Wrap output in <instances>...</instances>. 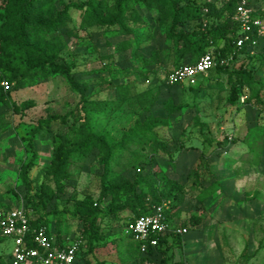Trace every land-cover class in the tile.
<instances>
[{
  "label": "rangeland",
  "instance_id": "rangeland-1",
  "mask_svg": "<svg viewBox=\"0 0 264 264\" xmlns=\"http://www.w3.org/2000/svg\"><path fill=\"white\" fill-rule=\"evenodd\" d=\"M89 1H97L99 9L96 19L86 22L81 6ZM117 1L52 0L46 12L35 11L30 19L44 23L52 18L59 22L57 32L62 43L55 48V54L71 65L77 81L91 87L90 98L111 99V92L118 86L130 89L133 96L147 92L145 102L141 103L134 96L104 120L99 131L106 135L108 144L117 146L120 143L122 135L131 128L151 98L157 100L152 108L156 116L165 115L161 103L168 97L175 103H183L184 110L170 118L169 128L155 130L156 136L166 143L164 153L153 155L148 147L142 149L135 145L115 149L111 165H102L97 156L86 161H72L68 167L71 179L65 182L64 192L45 211L48 232L54 237V225L60 221L57 230L60 238L80 242L78 264H159L161 252L158 249L146 260L147 256L140 252L133 239L123 235L125 225L132 218L129 212L122 213L118 219L104 217L99 220L103 239L92 241L91 251L80 239V223L67 214L72 211L74 200L85 197L93 202L97 200L103 177L111 169L129 179L140 169L144 174L147 171L157 174L159 185L173 180L186 190L184 201L171 221L176 226L184 224L187 234L181 237V247L170 248L167 256L173 252L175 259L184 264H264V102L260 105L252 99L247 105L239 102L231 105L226 101L225 89L189 90L165 85L163 79L177 58L174 42L171 51L167 38L169 20L162 21L155 12L128 1L127 15L134 7L140 22L132 34L121 35L116 26L108 24ZM171 1L176 7H200L203 15L208 13L205 3H215V16L207 20L202 17L209 23L223 13L225 7L220 0ZM249 3L256 15L264 16V0H249ZM3 13L0 8V26H5L0 39L12 28L10 19L3 17ZM226 18V14L221 15L222 21ZM174 33L189 36L190 29L178 26ZM123 41L128 45L125 50L119 47ZM27 42L30 45L33 40ZM171 53L172 57L168 58ZM153 54L157 62L149 64ZM229 71L218 77L210 74L204 82L215 78L227 88L234 78L231 72H253V79L262 84L260 97L264 99V47L257 54L238 60ZM2 89L7 92L9 101L7 106H0V210H24L22 201L26 192L18 178V169L30 158L25 140L38 120L50 115L63 116L73 110L78 94L60 77L36 78L20 90H14L12 84ZM244 94L247 96L246 92ZM26 102H32L33 106L15 112L13 105L18 107ZM63 132L60 126L53 125V132L34 137L37 157L29 179H34L40 169L49 165L57 141L55 135ZM133 158L140 159L141 163L127 169ZM195 170L199 186L214 185L212 197L195 198L197 191L191 188L192 179L187 177ZM44 180L39 176L38 182H33L31 187L39 186ZM54 212L60 215L54 218ZM193 215L199 220L195 227L189 224ZM11 246L9 239L0 243V259H8Z\"/></svg>",
  "mask_w": 264,
  "mask_h": 264
},
{
  "label": "trees",
  "instance_id": "trees-1",
  "mask_svg": "<svg viewBox=\"0 0 264 264\" xmlns=\"http://www.w3.org/2000/svg\"><path fill=\"white\" fill-rule=\"evenodd\" d=\"M50 1L52 0H0V8L4 12L2 16L8 17L12 24V28L5 31L0 39V83L5 81L12 84L14 90H20L34 82L36 78L60 77L66 81L73 92L78 94L77 104L68 114L47 116L38 120L32 127L29 137L25 140L30 158L28 161L22 162L18 169V178L26 192L23 201H21L30 228L42 227L47 232L48 213L45 211L51 202L64 192L65 182L71 179L68 167L72 161H86L92 156H97L102 165L106 166L111 163L115 149L129 148L135 145H139L142 149L148 147L153 155H158L159 152L164 153L166 143L156 136L155 130L169 128L170 118L184 110L183 103H175L172 98L168 97L161 103L165 115L156 116L152 113V108L157 100L151 98L149 103L142 107L131 128L122 135L120 143L117 146L108 144L106 135L99 131L104 120L134 96L141 103L145 102L147 92L133 96L130 89L118 86L111 92V99L106 98L98 101L90 98L88 92L91 87L77 81L74 78L71 65L59 60L55 54V48L60 47L62 43L57 32L59 22H54L52 18H48V21L44 23L30 19L35 11L46 12ZM128 1L133 5L155 12L157 18L162 21L169 20L167 38L171 44V51L172 41L174 42L177 56L172 69L194 64L208 52H211L216 58H232L229 66L215 67L206 76L200 77L195 86L176 85L173 87H184L189 90L215 87L227 91L226 101L231 105L237 102L247 105L252 102V99L256 104H263L264 99L261 100L260 97L262 84L253 79V72L248 71L241 74H231V72L230 75L234 78L230 79L227 88H223L222 83L215 78L204 82L210 74H215L217 77L226 74L238 60L251 57L250 51L246 47L241 50L235 47L234 41L238 36V26L229 21L235 6L241 0H220L225 6L224 11L210 23L202 20V17L205 16L207 20V18L215 16L217 13L215 3H205L208 13L203 15L199 10L200 7L194 5L176 7L171 0H118L115 4L114 14L108 19V24L116 26L118 33L124 36L132 34L140 22L139 14L134 7L127 15L126 3ZM246 6L250 7L249 0L246 1ZM98 9L97 1L83 4L81 6L83 20L86 22L95 20ZM222 14L227 15L223 21L221 20ZM258 16L264 18L263 15ZM178 26H188L189 36L181 33L175 35L174 31ZM4 28L5 26L1 25L0 32H3ZM28 39H32L33 43L28 45ZM41 47L45 49L42 50ZM119 47L121 50L127 49V41L120 43ZM171 57L172 53L168 58ZM153 62H157L156 54L152 55L148 63ZM150 73L154 74V71ZM245 92L247 96L244 94ZM8 101L7 92H3L0 87V106H7ZM32 106V102H26L18 107L13 105V109L15 112H19ZM53 125L60 126L64 132L55 135L57 141L53 147L49 165L40 169L38 175L31 180L28 175L34 167L37 157L33 145L34 137L42 133L53 132ZM258 156L256 158H259ZM140 163V159L133 158L128 163L127 169L134 168ZM39 176H43L44 182L32 188L31 184L37 183ZM187 177L192 179L191 188L197 191L195 198L205 200L215 194L213 184L206 188L199 186L196 170ZM103 178L104 183L101 185L99 196L95 202L90 197L74 200L72 211L67 213L69 217L80 223V239L85 241V245L89 248L88 251H91L90 243L92 241L100 242L103 239L98 225L100 219L104 217L118 219L122 213L129 212L132 215L131 220H133L139 216L150 214L155 207L162 203H168L169 209L166 211V216L168 220H172L186 196L183 185L173 180H166L164 184L159 185L157 174L150 171L144 174L140 169H137L134 177L129 179L121 172L111 169ZM31 191L33 192L31 193ZM56 215L60 214L52 213L54 218ZM60 224L61 222L57 221L54 225L56 233L54 239L57 245L64 246L65 242L57 231ZM189 224L197 226L199 224L198 217L191 216ZM181 227L186 228L184 224ZM169 239H171L170 242H168ZM4 241L5 238L0 236V243ZM179 247H181V236L171 234L158 238V246L156 248L147 247L144 254L147 256L146 260H149L155 249H158L161 252L159 264H184L175 259L173 252L170 256L166 255L170 248ZM79 250L78 245L76 264L80 258ZM0 264H9V261L0 259Z\"/></svg>",
  "mask_w": 264,
  "mask_h": 264
},
{
  "label": "built area",
  "instance_id": "built-area-1",
  "mask_svg": "<svg viewBox=\"0 0 264 264\" xmlns=\"http://www.w3.org/2000/svg\"><path fill=\"white\" fill-rule=\"evenodd\" d=\"M229 21L238 26V36L234 41L238 50L246 47L253 55L264 47V18L247 7L245 0L237 3ZM231 62V57L216 58L208 52L194 64L171 69L166 73L163 82L170 87L195 86L200 77L206 76L217 66H229ZM1 85L4 89L9 87L5 81ZM168 209V203H162L150 214L134 218L125 225L123 235L133 239L142 253H145L147 247L156 248L158 238L162 236L176 234L183 237L187 234V229L168 220ZM0 236L11 241L9 264L77 263L79 243L71 239L64 246L57 245L54 237L44 228H30L23 209L0 210Z\"/></svg>",
  "mask_w": 264,
  "mask_h": 264
},
{
  "label": "crops",
  "instance_id": "crops-1",
  "mask_svg": "<svg viewBox=\"0 0 264 264\" xmlns=\"http://www.w3.org/2000/svg\"><path fill=\"white\" fill-rule=\"evenodd\" d=\"M63 240H64V239H63ZM64 242L67 243L68 241H65V240H64Z\"/></svg>",
  "mask_w": 264,
  "mask_h": 264
}]
</instances>
